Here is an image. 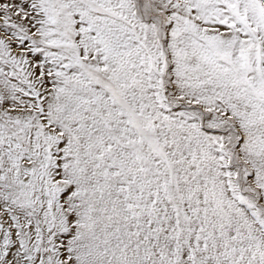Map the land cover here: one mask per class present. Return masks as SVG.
I'll return each instance as SVG.
<instances>
[{
  "label": "snow or ice",
  "instance_id": "obj_1",
  "mask_svg": "<svg viewBox=\"0 0 264 264\" xmlns=\"http://www.w3.org/2000/svg\"><path fill=\"white\" fill-rule=\"evenodd\" d=\"M0 264H264V0H0Z\"/></svg>",
  "mask_w": 264,
  "mask_h": 264
}]
</instances>
